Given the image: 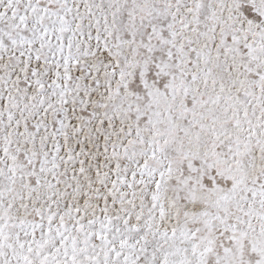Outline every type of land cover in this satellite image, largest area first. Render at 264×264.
<instances>
[{"label": "snow or ice", "instance_id": "obj_1", "mask_svg": "<svg viewBox=\"0 0 264 264\" xmlns=\"http://www.w3.org/2000/svg\"><path fill=\"white\" fill-rule=\"evenodd\" d=\"M0 264H264V0H0Z\"/></svg>", "mask_w": 264, "mask_h": 264}]
</instances>
